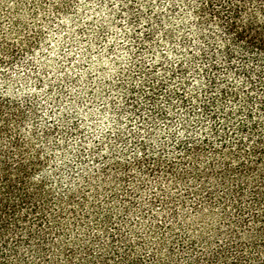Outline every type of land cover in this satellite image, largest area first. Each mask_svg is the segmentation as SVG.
Returning <instances> with one entry per match:
<instances>
[{
    "label": "trees",
    "instance_id": "obj_1",
    "mask_svg": "<svg viewBox=\"0 0 264 264\" xmlns=\"http://www.w3.org/2000/svg\"><path fill=\"white\" fill-rule=\"evenodd\" d=\"M38 3L0 0V68L33 42L12 35L24 8ZM181 5L191 9L193 19L183 38L188 52L168 66L175 87L167 91L164 80L146 79V89L139 90L144 102L127 98L136 111L149 112L137 126L102 134L72 158L65 157L68 145L60 140L55 144L64 153L61 160L54 158L46 143L62 130L42 127L28 96L0 92L4 239L15 236L25 247L42 240L48 264L57 251L67 264H161L154 245L163 241L161 251L171 254L172 264H188L189 253L219 243L225 234L241 245L252 228L264 237V183L256 187L264 181V25L240 29L232 21L227 36L220 37L230 42L221 47L213 20L223 19L228 6L175 0L172 11ZM232 15L241 17L239 6ZM163 95L172 111L158 103ZM237 156H244L242 170L222 176L225 161ZM85 239L88 243H81ZM105 242L107 255L97 258L90 249ZM251 247L250 255L258 256L255 249L264 248V240ZM219 260L213 253V261Z\"/></svg>",
    "mask_w": 264,
    "mask_h": 264
},
{
    "label": "rangeland",
    "instance_id": "obj_2",
    "mask_svg": "<svg viewBox=\"0 0 264 264\" xmlns=\"http://www.w3.org/2000/svg\"><path fill=\"white\" fill-rule=\"evenodd\" d=\"M173 1L41 0L24 8L12 38L33 42L0 68V92L28 96L42 127L58 125L65 131L46 143L54 158L61 160L64 153L58 140L66 142L65 157L72 158L77 148L88 150L102 134L137 126L149 112L146 107L136 111L127 98L144 102L146 79L164 80L167 91L175 87L168 66L188 52L183 38L193 13L183 5L173 12ZM158 103L172 111L164 95Z\"/></svg>",
    "mask_w": 264,
    "mask_h": 264
},
{
    "label": "clouds",
    "instance_id": "obj_3",
    "mask_svg": "<svg viewBox=\"0 0 264 264\" xmlns=\"http://www.w3.org/2000/svg\"><path fill=\"white\" fill-rule=\"evenodd\" d=\"M217 3H219L222 8L224 5L228 6V8L225 9V12L228 14H221L223 19L217 17L213 20V24L216 26L218 33L217 39L221 47L230 42L222 40L220 37L227 36L226 29L232 26V21H235L240 29L252 23L264 25V0H217ZM236 6H239L242 10V15L238 20L232 15V11L235 10ZM241 160H244V156L227 159L221 175L228 176L231 172L242 170ZM39 178L40 176L37 174L32 177V180L38 181ZM256 179L259 181V177ZM260 183H264V181H259V183L256 184L257 188H259ZM36 186V184L32 185L33 188ZM249 186H252L251 183ZM17 235H19V233H17ZM3 237L4 233L0 232V264H48V253L43 250L42 240H34L25 247L15 236L11 239H4ZM241 240L246 243L241 245L234 239L229 240L228 235L225 234L219 239V243L213 242L211 244H206L201 246L199 250L194 249L192 253H189L187 257L188 264H191L193 260L197 261V264H199L201 260H203L205 264H246V261L249 260H255L258 261V264H264V248L257 247L255 249V251L259 253L258 256L250 255L254 250L251 244H255L259 240H264V237L260 236L259 233H255V228H252L251 233L241 236ZM81 243L87 244L88 241L85 239L81 241ZM154 247L156 249V256L160 259L161 264H172L171 254L168 253L165 255V252L161 251V249L164 248L163 241L155 244ZM106 248L107 243L105 242L103 247L97 245L95 249L90 250L96 252L97 258H104L107 255ZM128 253L131 254V248H129ZM213 253L220 256L218 262L213 261ZM135 254L141 253L138 250ZM148 254L152 255L151 249L148 250ZM56 257L59 258L56 259ZM178 260L179 257H177V261ZM53 264H67L65 258L60 255L59 251L54 254Z\"/></svg>",
    "mask_w": 264,
    "mask_h": 264
}]
</instances>
